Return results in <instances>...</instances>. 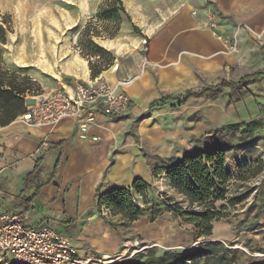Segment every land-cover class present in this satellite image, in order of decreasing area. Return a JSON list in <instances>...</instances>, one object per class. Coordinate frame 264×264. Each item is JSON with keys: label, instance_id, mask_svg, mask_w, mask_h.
Masks as SVG:
<instances>
[{"label": "rangeland", "instance_id": "rangeland-1", "mask_svg": "<svg viewBox=\"0 0 264 264\" xmlns=\"http://www.w3.org/2000/svg\"><path fill=\"white\" fill-rule=\"evenodd\" d=\"M121 1L127 16L120 13L122 25L111 39L106 36L116 23L100 16L102 8L109 9L111 0H0V21L10 26L7 44L0 46L5 66L18 72L24 86L30 88L26 93L27 105L33 104L35 97L47 94L38 81L39 66L41 59L57 52L73 53L89 63L98 59L104 69L98 77L104 75L108 79L104 73L114 71L118 79L134 82L130 87L135 86L144 96V103L138 102V110L121 119L125 123L118 131V147L142 159L145 171L164 159L202 150L219 140L223 136L220 130L225 127L240 126V131L227 139L235 148L226 156L232 172L226 198L235 204L228 201L216 204L224 218L215 222L210 240L239 250V264H264V79L252 81L238 91L231 87L221 92L210 89L223 81L237 82L264 71L261 35L253 36L249 48L240 38L245 27L238 25L231 30L238 32L237 54L228 53L221 44L220 52L211 58L200 56L195 50V54H181L169 62H154L149 56L150 37L146 35L152 29L177 15L183 20L198 19L209 9L218 14L219 11L212 0ZM94 32L101 37L92 36L93 42L111 54L112 64L109 65L110 55L105 53L92 57L87 41ZM139 40L141 45L137 46ZM185 95L183 101L175 100L181 104L177 108L153 105L165 96ZM245 127L248 131L242 133ZM149 185L151 199L169 198L186 207L182 197L166 184L164 175L153 176ZM137 202L142 200L139 198ZM195 210L200 208L195 206ZM102 215L118 224L113 229H119L123 236V248L116 256L123 260L115 264L131 259L134 250L138 253L155 250L157 254L188 252L205 240L193 234V225L175 219L168 212L154 222L143 217L127 228L111 217L106 208L102 209ZM136 241L140 245L132 248ZM127 249L129 252L124 253Z\"/></svg>", "mask_w": 264, "mask_h": 264}, {"label": "crops", "instance_id": "crops-1", "mask_svg": "<svg viewBox=\"0 0 264 264\" xmlns=\"http://www.w3.org/2000/svg\"><path fill=\"white\" fill-rule=\"evenodd\" d=\"M212 3L227 29L245 27L240 38L249 48L253 36L261 35L264 42V0ZM205 23L206 13L198 19L184 20L177 15L152 29L146 34L150 37V58L169 62L195 50L205 58L216 56L221 43ZM39 70L38 81L47 94L60 89L72 92L76 83L97 79L92 76L89 61L70 52L46 56ZM104 74L112 85L126 80L118 79L114 71ZM129 87L131 115L138 110V102L144 103V96L135 86ZM128 116L99 115L87 138H81L72 119L38 127L24 123L19 116L9 125L0 126V212L25 214L27 226L53 228L69 239L80 258L116 257L123 248V236L100 215L97 192L128 188L135 179L150 184L153 177L152 168L144 170L142 159L118 147V131L125 123L121 119Z\"/></svg>", "mask_w": 264, "mask_h": 264}, {"label": "trees", "instance_id": "trees-1", "mask_svg": "<svg viewBox=\"0 0 264 264\" xmlns=\"http://www.w3.org/2000/svg\"><path fill=\"white\" fill-rule=\"evenodd\" d=\"M111 2L107 5L109 9H101L100 16L103 20L115 21L114 28L106 36L112 39L117 36L122 25L120 13L126 16L127 13L121 0H111ZM9 30V24L6 21H0V46L7 44ZM89 36L90 39L87 42L92 51V57L98 58L100 57L99 52L105 53L110 55L109 65L112 64L114 58L111 54L97 46L92 40V36L101 37L100 33L94 32ZM101 66L98 59L90 62L94 78H97L104 70ZM262 79H264V71L249 74L237 82L223 81L210 89L212 92H221L231 87L233 91H238L248 83ZM21 80L18 72H12L5 66L3 51L0 48V126L9 125L27 112L26 93L30 92V88L24 86ZM185 98L186 95L165 96L155 100L153 105L160 107L170 105L177 108L181 104L175 100L183 101ZM248 128L245 127L242 133H246ZM239 131L240 126L225 127L220 130L223 136L221 134L219 140L209 143L202 150L192 154L185 153L180 158L164 159L160 164L151 165L153 176L159 178L164 175L166 184L182 197V203H185L186 207L169 198L151 199V186L140 179H135L128 188L112 187L103 194L97 192L98 211L112 228H117L118 224L106 220L102 215L103 208L109 211L111 217L119 219V224L126 228L131 227L143 217L154 222L163 213L168 212L175 219L193 225V234L196 237L205 238L188 252L169 251L157 254L155 250H148L146 253H137L131 259L118 264H239V250L231 249L221 241L210 240L213 236L215 222L224 218L216 204L219 201L235 204L234 201L226 198L232 178V172L226 163V156L235 148L228 142V136L234 137ZM139 198L142 203L137 202ZM195 206L200 210H195ZM222 209L226 207L223 206Z\"/></svg>", "mask_w": 264, "mask_h": 264}, {"label": "built area", "instance_id": "built-area-1", "mask_svg": "<svg viewBox=\"0 0 264 264\" xmlns=\"http://www.w3.org/2000/svg\"><path fill=\"white\" fill-rule=\"evenodd\" d=\"M205 25L228 53L239 52L238 32L227 29L215 10L206 11ZM145 62L148 63L147 60ZM131 83L126 79L112 85L104 76L91 83L78 82L72 92L60 89L35 97L34 103L27 105V112L20 119L38 127L53 126L72 119L77 122L81 138H87L99 115L121 118L132 112L133 100L127 91ZM139 245L136 241L131 247ZM128 252V249L124 251ZM137 253L134 250L131 256ZM122 260L111 256L80 258L69 239L53 228L27 226L25 214L0 212V264H115Z\"/></svg>", "mask_w": 264, "mask_h": 264}, {"label": "bare ground", "instance_id": "bare-ground-1", "mask_svg": "<svg viewBox=\"0 0 264 264\" xmlns=\"http://www.w3.org/2000/svg\"><path fill=\"white\" fill-rule=\"evenodd\" d=\"M133 83H134V82H133ZM133 83H132V84H133ZM156 247H157V246H156Z\"/></svg>", "mask_w": 264, "mask_h": 264}]
</instances>
